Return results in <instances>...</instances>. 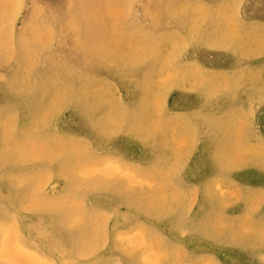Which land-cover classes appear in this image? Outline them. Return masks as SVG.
<instances>
[{
	"label": "rangeland",
	"instance_id": "1",
	"mask_svg": "<svg viewBox=\"0 0 264 264\" xmlns=\"http://www.w3.org/2000/svg\"><path fill=\"white\" fill-rule=\"evenodd\" d=\"M0 264H264V0H0Z\"/></svg>",
	"mask_w": 264,
	"mask_h": 264
},
{
	"label": "bare ground",
	"instance_id": "2",
	"mask_svg": "<svg viewBox=\"0 0 264 264\" xmlns=\"http://www.w3.org/2000/svg\"><path fill=\"white\" fill-rule=\"evenodd\" d=\"M154 1V0H153ZM206 1V0H205ZM236 3V2H235ZM16 4V3H15ZM10 5V4H9ZM44 5V4H43ZM130 4H128V6H129ZM182 6V5H181ZM196 8H197V6H196ZM199 8V7H198ZM204 8V7H203ZM203 8H202V10H203ZM137 9V8H136ZM15 10V9H14ZM179 10H180V7H179ZM178 10V11H179ZM152 11H153V9H152ZM177 11V12H178ZM218 12V11H217ZM7 13V12H6ZM131 13V12H130ZM225 13V12H224ZM12 15H13V12H12ZM206 15H207V13H206ZM237 15H238V12H237ZM233 16V15H232ZM144 19V18H143ZM196 20V19H195ZM136 21V20H135ZM263 22V21H262ZM5 24V23H4ZM193 24V23H192ZM64 25V24H63ZM194 25V24H193ZM196 25V24H195ZM199 25H200V23H199ZM31 26V25H30ZM62 27V26H61ZM197 27H199V26H197ZM197 27H196V30H197ZM29 28H31V27H28V29ZM163 28V27H162ZM191 28H192V26H191ZM28 29H26V30H24V32L25 31H27L28 32ZM60 29V28H59ZM189 29V28H188ZM193 29V28H192ZM221 29V28H220ZM30 30V29H29ZM36 30V29H35ZM61 30V29H60ZM73 30V29H72ZM65 31V30H64ZM63 31V32H64ZM70 31V30H69ZM153 31V30H152ZM224 31V30H223ZM194 32V31H193ZM199 32V31H198ZM222 32V31H221ZM23 33V32H22ZM58 33V32H57ZM56 33V34H57ZM68 33V32H67ZM194 35V34H193ZM192 35V36H193ZM24 37V36H23ZM57 37V36H56ZM65 37V36H64ZM193 37H191V39H192ZM222 38H223V36H222ZM67 39V38H66ZM177 39V38H176ZM219 39V38H218ZM233 39V38H232ZM180 40H181V38H180ZM214 40V39H213ZM219 41V40H218ZM212 42V41H211ZM220 42H221V40H220ZM233 42V41H232ZM221 45H223V44H220V46ZM224 45H225V43H224ZM227 45V44H226ZM213 47H215V46H213ZM138 48V47H137ZM182 48V47H181ZM48 50V49H47ZM252 50V49H251ZM181 51V50H180ZM177 52V51H176ZM249 53V52H248ZM73 55V54H72ZM68 56V55H67ZM247 56V55H246ZM70 58V57H69ZM137 60V59H136ZM175 61H177V59L175 60ZM33 62V61H32ZM135 62V61H134ZM169 62V61H168ZM170 64V63H169ZM261 64H262V62H261ZM28 65V64H27ZM33 65V64H32ZM260 65V64H259ZM206 67V66H205ZM204 67V68H205ZM261 67V66H260ZM16 68V67H15ZM234 68V67H233ZM159 69V68H158ZM175 69V68H174ZM202 69H203V67H202ZM2 73V72H1ZM193 73V72H192ZM190 74V73H189ZM5 75V74H4ZM71 75V74H70ZM104 76V75H103ZM29 77V76H28ZM186 77V76H185ZM196 77V76H195ZM179 77H177V79H178ZM181 78V77H180ZM6 79V78H5ZM118 81V80H117ZM204 81V80H203ZM246 81V80H245ZM202 82V81H201ZM190 83V82H189ZM194 85V84H193ZM202 85V84H201ZM24 86V85H23ZM221 86V85H220ZM100 87V86H99ZM223 88V87H222ZM26 89V88H25ZM131 89V88H130ZM190 90V89H189ZM114 91V90H113ZM183 93V92H182ZM223 93V92H222ZM22 94V93H21ZM70 94V93H69ZM74 94V93H73ZM78 94V93H77ZM139 94V93H138ZM57 94H55V96H56ZM64 95V94H63ZM200 95V94H199ZM83 96V95H82ZM211 96V95H210ZM214 97V96H213ZM228 97V96H227ZM208 98V97H207ZM217 98V97H216ZM10 99V98H9ZM27 99V98H26ZM158 99V98H157ZM166 99V98H165ZM54 100V99H53ZM27 101V100H26ZM74 101V100H73ZM119 101V100H118ZM237 101V100H236ZM58 102V101H57ZM71 102V101H70ZM120 102V101H119ZM234 102V101H233ZM250 102V101H249ZM60 103V102H59ZM66 103V102H65ZM250 104V103H249ZM65 105V104H64ZM128 105V104H127ZM134 105V104H133ZM227 105H228V103H227ZM232 105V104H231ZM230 105V106H231ZM199 106V105H198ZM234 106V105H233ZM237 106V105H236ZM209 107V106H208ZM229 107V106H228ZM32 108V107H31ZM212 108V107H211ZM222 108V107H221ZM220 108V109H221ZM34 109V108H33ZM128 109V108H127ZM244 109V108H243ZM255 110V109H254ZM155 111V110H154ZM245 112V111H244ZM112 113V112H111ZM119 113V112H118ZM35 114V113H34ZM3 115V114H2ZM112 115V114H111ZM115 115V114H114ZM33 116V115H32ZM116 116V115H115ZM3 117H5V115L3 116ZM105 118V117H104ZM114 119V118H113ZM126 119V118H125ZM93 120V119H92ZM99 120V119H98ZM197 120V119H196ZM250 120V119H249ZM91 121V120H90ZM115 121V120H114ZM233 121V120H232ZM9 122V121H8ZM89 122V121H88ZM249 122V121H248ZM7 125V124H6ZM9 125V124H8ZM102 125V124H101ZM109 125V124H108ZM122 125H124V124H122ZM122 125H120V126H122ZM221 127V126H220ZM100 128H101V126H100ZM103 128V127H102ZM120 128V127H119ZM132 128V127H131ZM28 129V128H27ZM35 129V128H34ZM125 129V128H124ZM10 130V129H9ZM13 130V129H12ZM116 130V129H115ZM120 130V129H119ZM129 130V129H128ZM199 130V129H198ZM222 130V129H221ZM29 131V130H28ZM42 131V130H41ZM9 132V131H8ZM106 132H107V130H106ZM216 132V131H215ZM108 133V132H107ZM30 134V133H29ZM207 134V133H206ZM228 134V133H227ZM56 135V134H55ZM103 135H105L104 133H103ZM111 135V134H110ZM2 136V135H1ZM59 136V135H58ZM210 136V135H209ZM229 137V136H228ZM235 137V136H234ZM66 138V137H65ZM7 139V138H6ZM28 139V138H27ZM32 139V138H31ZM213 139V138H212ZM227 140V139H226ZM15 141V140H14ZM34 142V141H33ZM223 142V141H222ZM221 142V143H222ZM182 144V143H181ZM224 144V143H223ZM239 144V143H238ZM215 146V145H214ZM223 147V146H222ZM68 148H69V146H68ZM236 149H238V148H236ZM2 150H3V148H2ZM39 150V149H38ZM82 158V157H81ZM46 159V158H45ZM47 160V159H46ZM60 160V159H59ZM81 160V159H80ZM50 161V160H49ZM92 161V160H91ZM49 164V163H48ZM63 164V163H62ZM92 164V163H91ZM160 169V168H159ZM39 171H41V170H39ZM135 171V170H134ZM100 172V171H99ZM42 173V172H41ZM59 173H60V171H59ZM142 175V174H141ZM94 176V175H93ZM100 177V176H99ZM31 178V177H30ZM74 178V177H73ZM26 179V178H25ZM91 179V178H90ZM101 179V178H100ZM58 180V179H57ZM105 180H106V178H105ZM117 180V179H116ZM43 181V180H42ZM90 181V180H89ZM107 181V180H106ZM82 183V182H81ZM105 183V182H104ZM111 183V182H110ZM115 183V182H114ZM129 184V183H128ZM100 185V184H99ZM113 185V184H112ZM110 187H112L111 185H109ZM132 187V186H131ZM130 187V188H131ZM129 188V189H130ZM80 189V188H79ZM113 189V188H112ZM172 189V188H171ZM42 191H43V189H42ZM73 191V190H72ZM175 191V190H174ZM188 191H189V189H188ZM40 193V192H39ZM173 193V192H172ZM83 195V194H82ZM184 195V194H183ZM30 196V195H29ZM39 196V195H38ZM168 196V195H167ZM47 197V196H46ZM74 197V196H73ZM37 198V197H36ZM166 198V197H165ZM33 199V198H32ZM75 199H76V197H75ZM57 200V199H56ZM182 200H183V198H182ZM196 200V199H195ZM67 201V200H66ZM70 201H72V200H70ZM81 202H82V200H80ZM177 201H179V200H177ZM76 202H77V200H76ZM80 202V203H81ZM60 203V202H59ZM74 203V202H73ZM84 203V202H83ZM82 203V205H84ZM178 203V202H177ZM65 205V204H64ZM63 205V206H64ZM82 205H81V209L83 208L82 207ZM181 205V204H180ZM160 206V205H159ZM65 207V206H64ZM79 209V208H78ZM148 209V208H147ZM171 209V208H170ZM170 209H169V211H170ZM190 209H191V207H190ZM84 211H87V210H84ZM157 211V210H156ZM166 211V210H165ZM168 211V212H169ZM73 212V211H72ZM78 212V211H77ZM190 212V211H189ZM85 213V212H84ZM103 213V212H102ZM105 213V212H104ZM167 213V212H166ZM89 214V213H88ZM164 215V214H163ZM217 215V214H216ZM85 216V215H84ZM105 216H107V215H105ZM81 217H83L82 215H81ZM86 217V216H85ZM87 218V217H86ZM65 219V218H64ZM86 223V222H85ZM95 224V223H94ZM142 225V224H141ZM82 226V225H81ZM227 226V225H226ZM101 227V226H100ZM228 227V226H227ZM78 228V227H77ZM97 228H98V226H97ZM139 228V227H138ZM151 229V228H150ZM103 230V229H102ZM144 231V230H143ZM95 232V231H94ZM152 237V236H151ZM96 239V238H95ZM151 239V238H150ZM97 241V240H96ZM150 242V241H149ZM156 242V241H155ZM34 244V243H33ZM152 244H153V242H152ZM158 246V245H157ZM163 257V256H162ZM158 258V257H157ZM178 260H180V259H178ZM6 262V261H5ZM179 262V261H178Z\"/></svg>",
	"mask_w": 264,
	"mask_h": 264
}]
</instances>
